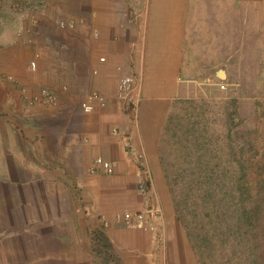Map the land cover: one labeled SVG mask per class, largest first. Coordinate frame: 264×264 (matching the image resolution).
Returning a JSON list of instances; mask_svg holds the SVG:
<instances>
[{
	"label": "crops",
	"instance_id": "obj_1",
	"mask_svg": "<svg viewBox=\"0 0 264 264\" xmlns=\"http://www.w3.org/2000/svg\"><path fill=\"white\" fill-rule=\"evenodd\" d=\"M2 2L0 81L10 75L16 85H0V264H105L92 249L102 243L100 234L121 264H152L151 234L124 223L125 211L145 203L135 192L138 166L113 129L130 133L136 150L146 153L162 196L166 142L178 129L184 133L189 118H207L213 108V115L223 112L227 121L210 140L232 136L235 143L237 118L247 125L250 104L262 101L236 83L237 0ZM32 17V33L21 34ZM60 19L82 22L59 30ZM127 75L142 84L137 124L117 97ZM24 87L29 93L49 88L60 97L54 106L28 109ZM88 92L102 94L106 107L82 113ZM225 126L228 133L220 135ZM97 157L112 163V175L90 172ZM45 190L54 191L48 203Z\"/></svg>",
	"mask_w": 264,
	"mask_h": 264
},
{
	"label": "rangeland",
	"instance_id": "obj_2",
	"mask_svg": "<svg viewBox=\"0 0 264 264\" xmlns=\"http://www.w3.org/2000/svg\"><path fill=\"white\" fill-rule=\"evenodd\" d=\"M235 10L236 83L245 87V95L262 101L250 104L247 125L237 118L235 143L232 136L230 145L229 138L219 143L210 140L217 125L221 128L227 121L221 111L213 115L214 108L207 118H189L184 133L178 129L176 134L181 141L175 136L166 142L171 148L162 158L163 196L153 174L166 243L165 249L154 244L152 264H264V0H237ZM252 47L257 50L250 54ZM219 74L224 76L222 71ZM199 109L195 107V113ZM227 133L225 126L220 135ZM53 192L45 190L46 203ZM135 192L139 193L138 184ZM102 246L104 251L100 244L92 246L97 257L104 260L110 253L119 262L112 264H121L112 247Z\"/></svg>",
	"mask_w": 264,
	"mask_h": 264
},
{
	"label": "built area",
	"instance_id": "obj_3",
	"mask_svg": "<svg viewBox=\"0 0 264 264\" xmlns=\"http://www.w3.org/2000/svg\"><path fill=\"white\" fill-rule=\"evenodd\" d=\"M45 1L42 0L41 5H45ZM61 1V0H52ZM3 8V2L0 0V10ZM82 22L76 19H60L56 22L59 30H75L78 24ZM37 25V19L32 17L29 20L27 28H23L21 34L26 32V34H31L33 28ZM95 37L99 36V32L96 30L94 32ZM32 60L29 63V69L32 73L38 70V59ZM102 62L105 59H101ZM7 83H12L16 85V79L13 76L3 77L0 81V85ZM221 89H225L224 84L220 85ZM64 91L67 92L69 87L64 86ZM21 95L24 97L25 105L28 109H32L36 106L41 107H51L56 105L59 100L60 95L49 89L43 88L38 93H29L27 87L20 89ZM117 97L123 107L125 113L129 114L135 124L138 122V112L140 104L142 101V85L135 75L124 76L119 83V90ZM107 105L106 98L98 92H88L84 94L83 99L80 101L79 110L84 114H92L99 109L105 108ZM113 134L120 136L123 141V146L125 151L131 155L133 160L136 162L139 172H140V182L138 183V191L140 196L143 198L145 206L141 211L135 213H126L123 216L125 226L128 229H135L145 231L150 233L152 236V242L157 246V248L165 249V239H163L166 228L163 217V212L158 195L155 190L154 178L150 167L148 166L146 153L143 151H137L131 134L127 131H121L118 129L113 130ZM102 171L106 175H112L115 171L114 166L109 161H106L102 157H97L90 172L96 173ZM107 222L104 221V225L107 226Z\"/></svg>",
	"mask_w": 264,
	"mask_h": 264
},
{
	"label": "trees",
	"instance_id": "obj_4",
	"mask_svg": "<svg viewBox=\"0 0 264 264\" xmlns=\"http://www.w3.org/2000/svg\"><path fill=\"white\" fill-rule=\"evenodd\" d=\"M98 240H99V242H102V243H100V246H101L103 251L105 250L104 247L102 246L103 244H104V246H107L106 249H108V250L110 249V247H109L110 245L109 244L107 245L106 239L102 234L99 235ZM114 261H115L114 257L110 253H107L106 258L104 257L105 264H112ZM115 263H119V262L115 261Z\"/></svg>",
	"mask_w": 264,
	"mask_h": 264
},
{
	"label": "clouds",
	"instance_id": "obj_5",
	"mask_svg": "<svg viewBox=\"0 0 264 264\" xmlns=\"http://www.w3.org/2000/svg\"><path fill=\"white\" fill-rule=\"evenodd\" d=\"M142 85V84H141Z\"/></svg>",
	"mask_w": 264,
	"mask_h": 264
}]
</instances>
